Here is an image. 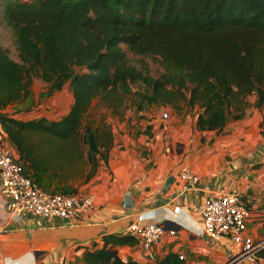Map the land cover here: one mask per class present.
I'll return each mask as SVG.
<instances>
[{
  "label": "trees",
  "instance_id": "16d2710c",
  "mask_svg": "<svg viewBox=\"0 0 264 264\" xmlns=\"http://www.w3.org/2000/svg\"><path fill=\"white\" fill-rule=\"evenodd\" d=\"M0 8L18 53L16 60L0 46V123L24 173L48 192L77 194L73 180L85 172L88 183L108 161L112 129L81 132L98 97L116 114L127 93L147 106L197 108L200 132L242 118L252 96L264 106V0H0ZM128 53L157 60L161 71L133 65ZM35 77L47 96L70 83L66 115L24 120L5 112L29 98ZM137 83L146 91L129 88ZM32 133L45 143L30 141ZM103 241L84 251L86 264H145L119 254L134 235ZM159 264L184 261L170 253Z\"/></svg>",
  "mask_w": 264,
  "mask_h": 264
},
{
  "label": "crops",
  "instance_id": "0c3cea01",
  "mask_svg": "<svg viewBox=\"0 0 264 264\" xmlns=\"http://www.w3.org/2000/svg\"><path fill=\"white\" fill-rule=\"evenodd\" d=\"M49 98L56 115H66L74 102L70 83ZM26 103L10 105L5 112L19 119L32 116L30 108L20 111ZM255 103L256 96L250 97L244 116L219 132L197 129V108L181 116V110L161 106L170 115L167 120L152 107L117 117L108 161H101L81 191L95 194V205L78 218L44 219L26 211L15 218L0 190V264H86V249L102 248L108 234L133 235L130 226L140 217L166 223L175 233L167 231L150 250L137 237L135 244L119 246L125 261L159 264L175 253L184 264H224L237 246L202 234L199 209L218 194L237 192L252 209L247 233L264 238V106ZM3 144L16 152L0 124ZM185 169L199 175L196 188L184 189ZM127 194L132 208L123 205Z\"/></svg>",
  "mask_w": 264,
  "mask_h": 264
},
{
  "label": "built area",
  "instance_id": "2783aa9c",
  "mask_svg": "<svg viewBox=\"0 0 264 264\" xmlns=\"http://www.w3.org/2000/svg\"><path fill=\"white\" fill-rule=\"evenodd\" d=\"M162 116L167 120L170 115L163 112ZM181 178L186 190L196 188L200 181L199 175L191 169H185ZM0 190L9 199L11 214L15 218L21 211L52 220L78 218L92 209L96 201L95 194L66 195L46 191L24 173L16 152L5 144L0 145ZM174 212H180V208H175ZM199 212L204 221L202 234L215 240H231L237 246L224 264H264V257L260 255L264 250V238L247 233L252 209L241 194H218L206 201ZM130 231L146 250L159 242L167 231L175 233L174 229L168 230L165 223L144 222L141 217L130 226Z\"/></svg>",
  "mask_w": 264,
  "mask_h": 264
},
{
  "label": "rangeland",
  "instance_id": "374dc122",
  "mask_svg": "<svg viewBox=\"0 0 264 264\" xmlns=\"http://www.w3.org/2000/svg\"><path fill=\"white\" fill-rule=\"evenodd\" d=\"M0 46L6 48L9 51L11 57L18 60V53H17L16 46L13 41L12 32L7 27L3 19L1 8H0ZM128 56L133 65L141 66L142 63H146L153 75L157 76L159 72L161 71V67L158 61L153 58L140 57V56L133 55L130 53H128ZM129 88L132 91H141V92L146 91L144 86L138 83L129 86ZM65 89L67 90V87H65ZM50 96H47L46 83L43 82L41 79L35 77L33 79L32 86H31V94L29 98L26 100L27 103L24 104L25 106L20 110V111L28 110V108H30V110L31 111L34 110V112L32 116L30 115V116H21V117L24 120L36 119V118H41V117H45L48 119L60 118L61 117L60 115H56V112H57L55 109L56 107L52 106V104H50L49 102ZM138 106H142V109H145L146 111H150V108L152 107L156 110L155 114L157 113L159 114L162 111L163 108L161 106L167 107V109L168 107H170L167 105H158V107L157 106L154 107L152 105L147 106L138 97L134 96L131 93H127L124 96L123 105H121L118 108L119 113L116 114L113 109L108 108L107 105L103 102V100L98 97L93 101V104L84 119V123H83L84 125H83V128L81 129V132H84L86 126H89V125L93 126L94 128H100L101 130H104V126H108L113 130L115 127L114 125L118 127L117 119H116L117 117L119 118V117H126V116H135L140 111L138 110ZM179 113H180L179 115L181 116L183 114H185L183 116L191 114V112L187 110L186 106H183L181 109V112ZM52 114L56 116H52ZM30 141H32L33 143L37 144L40 147L41 144L43 145L45 143V138L43 135L39 133H32L30 136ZM85 170L86 172H88L87 169ZM82 175L83 176H80V178L74 179L73 180L74 183H71L72 186L76 188L79 194H83L81 193L83 188L85 190L86 185L95 177L94 176L88 183H85V180H84L85 178L84 175H86L85 172Z\"/></svg>",
  "mask_w": 264,
  "mask_h": 264
},
{
  "label": "water",
  "instance_id": "95a60500",
  "mask_svg": "<svg viewBox=\"0 0 264 264\" xmlns=\"http://www.w3.org/2000/svg\"><path fill=\"white\" fill-rule=\"evenodd\" d=\"M123 205L124 207L126 208H132L133 205H134V201L130 198V194H127L125 199H124V202H123ZM169 223V222H167ZM165 225L167 226V224L165 223Z\"/></svg>",
  "mask_w": 264,
  "mask_h": 264
}]
</instances>
